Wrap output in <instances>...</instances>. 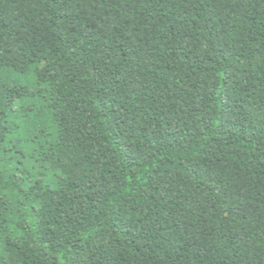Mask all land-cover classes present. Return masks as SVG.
Wrapping results in <instances>:
<instances>
[{
  "label": "trees",
  "instance_id": "trees-1",
  "mask_svg": "<svg viewBox=\"0 0 264 264\" xmlns=\"http://www.w3.org/2000/svg\"><path fill=\"white\" fill-rule=\"evenodd\" d=\"M0 264H264V0H0Z\"/></svg>",
  "mask_w": 264,
  "mask_h": 264
}]
</instances>
